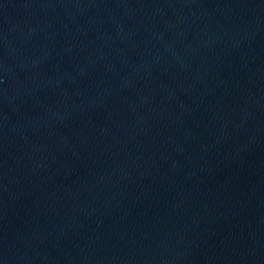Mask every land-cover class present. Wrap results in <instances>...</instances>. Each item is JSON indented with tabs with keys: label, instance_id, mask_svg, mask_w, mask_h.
I'll use <instances>...</instances> for the list:
<instances>
[{
	"label": "water",
	"instance_id": "95a60500",
	"mask_svg": "<svg viewBox=\"0 0 264 264\" xmlns=\"http://www.w3.org/2000/svg\"><path fill=\"white\" fill-rule=\"evenodd\" d=\"M0 264H264V0H0Z\"/></svg>",
	"mask_w": 264,
	"mask_h": 264
}]
</instances>
